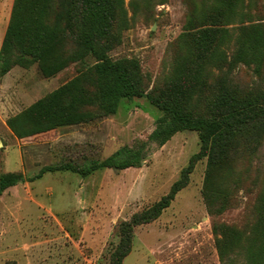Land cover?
Instances as JSON below:
<instances>
[{
  "label": "rangeland",
  "instance_id": "obj_1",
  "mask_svg": "<svg viewBox=\"0 0 264 264\" xmlns=\"http://www.w3.org/2000/svg\"><path fill=\"white\" fill-rule=\"evenodd\" d=\"M13 1L0 0V46ZM210 5L205 0H123L113 23L120 43L108 55L138 59L149 90L167 84L183 64L211 91L226 74L222 62L240 46V27L256 29L255 52L264 60V0H232L223 6L221 27L228 32H217L205 58L193 65L197 55L186 21ZM81 69L72 63L47 77L32 62L0 78V175L30 178L45 165L102 161L121 148L139 151L144 159L138 167L101 168L87 176L47 172L7 188L0 196V264H108L119 225L166 195L199 152L198 133L190 130L177 132L162 146L147 144L162 112L144 97L122 101L114 115L88 123L25 138L14 135L6 123L10 117ZM227 73L240 92L264 90V61L239 62ZM198 104L194 98L190 105L199 111ZM206 167V158L195 160L186 186L170 205L153 222L135 227L121 264H248L246 253L264 264V137L230 156L225 169L211 176L209 183L218 190L234 193L221 212L212 203L213 214L203 198ZM223 231L235 241V248L226 244L224 262L216 246Z\"/></svg>",
  "mask_w": 264,
  "mask_h": 264
},
{
  "label": "trees",
  "instance_id": "obj_2",
  "mask_svg": "<svg viewBox=\"0 0 264 264\" xmlns=\"http://www.w3.org/2000/svg\"><path fill=\"white\" fill-rule=\"evenodd\" d=\"M205 1L211 2L209 10L186 21L197 55L193 65L205 58L217 32H228L221 27L225 18L222 7L229 6L232 0ZM122 5L123 0H14L0 46V78L14 66H27L32 62H37L39 70L47 77L72 63L82 66L69 82L7 120L8 127L18 138L114 115L122 101L142 97L162 112L147 144L162 146L183 130L198 133L199 152L191 157L169 192L119 225V240L108 264L122 263L130 252L135 227L153 222L170 205L176 193L186 186L195 160H207L203 198L208 213L213 214L212 203L217 204L218 211L225 210L234 197L233 190L230 194L225 189L218 190L214 183H209L211 176L225 169L230 156L240 150L247 151L264 137V90L252 88L240 92L227 73L239 62L252 61L260 65L264 61L262 55L255 52L256 29L239 28L240 46L229 61L222 62L226 74L218 78L211 91H205V83L183 64L167 84L149 90L138 59H112L108 55L120 43V34L114 32L113 23ZM88 58L93 61L86 63ZM194 98L199 101V111L190 105ZM143 159L139 151L121 148L102 161L45 165L30 178L6 172L0 175V196L7 188L34 181L47 172L69 170L87 176L101 168L138 167ZM228 242L235 248V241H228L223 231L216 242L223 262L228 258V249L225 250ZM246 256L248 264H258L253 261V255L246 253Z\"/></svg>",
  "mask_w": 264,
  "mask_h": 264
}]
</instances>
